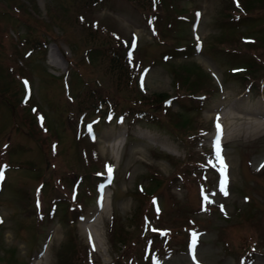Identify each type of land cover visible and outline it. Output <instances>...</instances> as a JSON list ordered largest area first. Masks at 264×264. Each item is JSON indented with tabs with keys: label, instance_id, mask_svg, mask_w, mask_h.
<instances>
[{
	"label": "rangeland",
	"instance_id": "obj_1",
	"mask_svg": "<svg viewBox=\"0 0 264 264\" xmlns=\"http://www.w3.org/2000/svg\"><path fill=\"white\" fill-rule=\"evenodd\" d=\"M257 97L264 0H0V264H264Z\"/></svg>",
	"mask_w": 264,
	"mask_h": 264
},
{
	"label": "bare ground",
	"instance_id": "obj_2",
	"mask_svg": "<svg viewBox=\"0 0 264 264\" xmlns=\"http://www.w3.org/2000/svg\"><path fill=\"white\" fill-rule=\"evenodd\" d=\"M217 101H219V100H217ZM221 101L222 100H220L218 103L215 102L217 105V106L216 105L215 106L219 108L222 104ZM224 105H226V104H224ZM231 106H232L231 104L226 106L224 111L219 110L220 108L218 110H216L217 109L216 107H211V108H213L212 109L213 111H211V112H213V114L216 115V118H215L216 125L219 124V126L222 128L221 136L219 138L225 139V137L233 136L236 133H240V132L244 135H248V134L251 135V134H254L256 132L258 133V131H260L261 129L262 130L264 129V97L258 98L253 106L247 107L243 111H242V109L238 108V110L242 111V113L239 112L240 115L242 116L241 118L239 117L240 119L236 118L238 115L233 110V109H235V111H236L237 107L232 106L233 107L232 108ZM209 109H208V112L210 111ZM208 112H206V113H208ZM204 115H206V114H204ZM227 116H229V120L227 123H225L226 120H224V119H226ZM212 134H214V133H212ZM209 137H207V138H209ZM216 139H215V141H216ZM213 141H214V139H213ZM111 152H113V151L111 150ZM105 192H103L104 197H105ZM104 197H103V200H102V198L99 199L100 202L97 205V209H95V210L94 209H88L87 212L82 216V218L80 220L81 224H79L80 225L79 231L84 235V237L86 239L88 237H91L94 240H98V239L100 241L102 240L101 228H100L101 225L100 226L98 225L101 223L97 222L99 219L95 218V216H96L95 214L98 213V209H101L99 211H103V209L105 208Z\"/></svg>",
	"mask_w": 264,
	"mask_h": 264
},
{
	"label": "snow or ice",
	"instance_id": "obj_3",
	"mask_svg": "<svg viewBox=\"0 0 264 264\" xmlns=\"http://www.w3.org/2000/svg\"><path fill=\"white\" fill-rule=\"evenodd\" d=\"M129 55H131V54H129ZM219 129H220V126H219V124H217V130H218V132H219ZM216 146H217V158L219 159V144H218V138H217V145ZM109 171H110V169H109ZM222 175H223V173H222ZM223 184H224V181L222 180L221 191L224 192L225 195H227V192L225 191V189L223 187ZM205 199H207V198H205ZM196 242H197V237H196V234L193 233L192 234L191 244H190V253L193 254V259H195V257H194V250H195Z\"/></svg>",
	"mask_w": 264,
	"mask_h": 264
},
{
	"label": "trees",
	"instance_id": "obj_4",
	"mask_svg": "<svg viewBox=\"0 0 264 264\" xmlns=\"http://www.w3.org/2000/svg\"><path fill=\"white\" fill-rule=\"evenodd\" d=\"M135 2H137L138 3V1H140V0H134ZM242 13V12H241ZM239 15H241L240 13H239ZM110 60H111V63L115 66V67H118V65L116 64V62L114 61V60H117V56L116 55H112V57L110 58ZM117 73H118V75H120L119 74V72L117 71ZM1 235H2V233H0V239H1ZM60 256V259H62V256L61 255H59ZM62 263V260H60V261H58V264H61Z\"/></svg>",
	"mask_w": 264,
	"mask_h": 264
}]
</instances>
